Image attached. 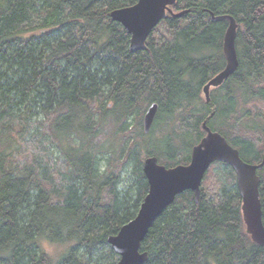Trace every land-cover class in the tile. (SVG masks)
<instances>
[{
	"label": "trees",
	"instance_id": "obj_1",
	"mask_svg": "<svg viewBox=\"0 0 264 264\" xmlns=\"http://www.w3.org/2000/svg\"><path fill=\"white\" fill-rule=\"evenodd\" d=\"M136 1L0 0V264H115L107 239L136 216L148 192L142 158L187 165L212 112L210 129L243 161L261 162L264 109L254 118L239 113L264 104V0H177L174 12H190L167 15L159 23L167 36L158 25L144 51L130 52L128 34L109 13ZM210 12L236 20L239 67L207 104L202 88L225 67L227 28ZM152 103L158 111L146 134L142 116ZM35 117L62 154L53 171L36 159L11 161ZM168 120L177 130L155 136ZM118 150L132 161L128 190H119L127 163L101 170L98 161ZM258 176L264 224V167ZM208 177L209 170L198 203L184 192L151 225L140 248L144 264H264V248L245 234L237 188L213 177L205 191ZM43 243L66 249L53 259Z\"/></svg>",
	"mask_w": 264,
	"mask_h": 264
},
{
	"label": "water",
	"instance_id": "obj_2",
	"mask_svg": "<svg viewBox=\"0 0 264 264\" xmlns=\"http://www.w3.org/2000/svg\"><path fill=\"white\" fill-rule=\"evenodd\" d=\"M177 0H137L129 7L114 9L109 13L111 21L120 24L129 36L130 52H142L146 49L149 35L167 15L180 18L190 10L174 12ZM211 21H226L222 41V52L225 67L207 81L202 88L204 101L211 104L210 93L221 87L239 67L235 40L237 22L230 15L209 13ZM158 105L152 103L143 115L144 133H148L153 125ZM211 115L202 123L204 137L191 149L187 165L166 168L159 164L154 156L146 157L142 171L148 184V192L144 197L136 216L124 224L116 235L109 236L107 243L118 257L115 264H144L148 260L147 252H141V243L149 228L162 212L170 206L178 195L191 192L196 203L201 195V185L206 172L215 163L224 164L234 172L236 188L241 200V215L245 234L250 240L264 248V224L260 201L258 172L264 167V153L258 164H249L242 160L239 151L231 146L218 132L207 125Z\"/></svg>",
	"mask_w": 264,
	"mask_h": 264
},
{
	"label": "rangeland",
	"instance_id": "obj_3",
	"mask_svg": "<svg viewBox=\"0 0 264 264\" xmlns=\"http://www.w3.org/2000/svg\"><path fill=\"white\" fill-rule=\"evenodd\" d=\"M157 30L161 33L167 36V32L165 31V29L163 28L162 25H159L157 27ZM220 96H223V92L220 93ZM201 98L204 99L203 94H201ZM264 109V104L262 103H258V102H252L250 104H248L245 107H241L240 108V116H242V118L247 115V117H249V115L251 116V118H254L255 115L259 114L260 110ZM146 110V108H145ZM144 110V113H145ZM143 113V115H144ZM241 118V119H242ZM143 119V116H142ZM43 119L41 118H33L30 122L29 125V132L27 133V135L24 137V140L26 143H19V145H17V150L15 152L12 153V157H11V161H18V163L24 164V163H33V160L36 159L37 163L41 162V165L47 168H49V171H53V169H55L57 167V165L59 163L62 162V154L59 151V149L52 144V142L50 141V137L48 135L45 134L44 130H43V125H42ZM129 133L127 134V138L129 139H134L135 134L133 132V129H135L138 120L134 118H132L129 122ZM179 123L177 122H173V121H166L162 127H160V125L156 127V130L154 132V135L159 137L160 135H162V131H168L167 130V126L168 128H174L177 130ZM140 129V128H139ZM138 129V131H139ZM110 128L107 129V131L105 132L104 136L102 138H100V142H103L104 139L106 140L108 135L110 134ZM111 138V136L109 137V139ZM135 141V140H133ZM110 143V142H109ZM108 143V144H109ZM27 144V145H26ZM119 145H117L118 148ZM107 147V145H106ZM264 153V151H263ZM146 157H143V161ZM98 161L100 164V168L101 170H103L104 167V163H127L123 169L121 170V182L119 185V190H128L130 188H132V184H133V176H132V168H131V163L132 161H128L126 162L125 159L121 158L119 156V150L117 151V153L113 156L110 155L109 153H103L102 155L99 156ZM142 161V163H143ZM159 162V161H158ZM160 164V163H159ZM14 165V164H13ZM213 177L221 184L222 186H225L227 188H229V186H231L232 184H234V186L236 187V177L234 172L226 165L221 164V163H215L213 165L210 166L209 168V180L207 181V185H205V191L206 189L209 188L210 185H213ZM137 214V213H136ZM43 248L44 250L53 258L56 259L60 254H62L65 249L66 246H61V245H50L47 243H43ZM118 259V257H116V259L114 260V262H116ZM88 264H107V260L105 258H103V260H101L100 262L96 263L95 260L91 259L88 261Z\"/></svg>",
	"mask_w": 264,
	"mask_h": 264
}]
</instances>
